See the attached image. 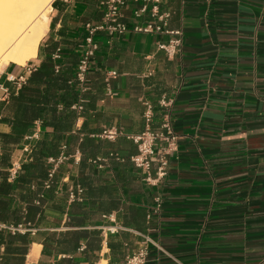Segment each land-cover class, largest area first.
I'll return each mask as SVG.
<instances>
[{"label": "crops", "instance_id": "obj_1", "mask_svg": "<svg viewBox=\"0 0 264 264\" xmlns=\"http://www.w3.org/2000/svg\"><path fill=\"white\" fill-rule=\"evenodd\" d=\"M104 1H53L22 89L10 76L26 66L0 61V264H120L145 235L157 244L146 264H264V0H162L164 30L182 34L174 56L159 45L175 36L135 31L162 23L126 0L128 30L94 34L82 90L76 67ZM147 103L150 127L168 114L179 137L156 185L130 160ZM63 147L79 161L50 179ZM112 220L125 229L104 236Z\"/></svg>", "mask_w": 264, "mask_h": 264}, {"label": "built area", "instance_id": "obj_2", "mask_svg": "<svg viewBox=\"0 0 264 264\" xmlns=\"http://www.w3.org/2000/svg\"><path fill=\"white\" fill-rule=\"evenodd\" d=\"M138 1V0H136ZM141 6L134 12L136 16L140 17L146 12H150V16L153 20H156L162 24L148 23L145 26L135 27L137 32L145 33H168L172 38L168 43H161L159 48L165 51L169 56H174L178 54L182 46V34L179 31L169 32L164 30V25L166 24L170 13L167 11L162 12L160 10V5L162 0H141ZM126 0H105L104 5L106 7V12L103 18L102 24L91 27L89 29V35L86 38L87 48L85 50L84 56L79 61L76 67V79L83 90L87 83V75L90 67V60L94 56L98 46L95 43L93 36L97 31H106L110 37H115L123 35L128 27L120 21L121 9L125 5ZM151 5V10H148V6ZM34 70L33 66H26L25 72L18 76H10V82H12L16 88H20L22 85L26 84L28 75ZM112 75H115L113 72ZM161 105L167 107L168 102L162 100ZM76 109L81 110L83 107L81 104L75 106ZM145 119L147 122V128L141 134L130 135L128 139L132 140L138 146V153L131 157L130 160L134 165L144 170L147 173L145 181L151 185H156L166 178L169 168V156L177 150L178 146V135L175 133L170 116L166 114L164 120L158 129H152L150 124L153 119V107L147 103V109L145 112ZM118 132L114 130H105L99 137L106 139H114ZM65 147H63L62 152L58 156H50L47 158V164L49 166V178L52 179L57 173L61 165L67 162L71 157H75L76 161H79L78 153L74 156L68 155L65 152ZM30 152V149H27ZM95 161L94 163H96ZM20 165L15 163L12 170L16 172ZM155 168V176L151 175L152 169ZM47 187L50 186V181L47 182ZM84 190L78 188L76 191L70 192V200H82ZM156 210L159 211L160 200L157 199ZM111 218V217H109ZM114 221V220H112ZM125 228L120 224L115 223L111 226L104 227L102 233L104 236L111 234H117ZM150 245H157L149 236H144L143 241L138 246V248L128 256L120 264H146L149 255Z\"/></svg>", "mask_w": 264, "mask_h": 264}, {"label": "bare ground", "instance_id": "obj_3", "mask_svg": "<svg viewBox=\"0 0 264 264\" xmlns=\"http://www.w3.org/2000/svg\"><path fill=\"white\" fill-rule=\"evenodd\" d=\"M54 0H0V61L25 65L38 54Z\"/></svg>", "mask_w": 264, "mask_h": 264}, {"label": "rangeland", "instance_id": "obj_4", "mask_svg": "<svg viewBox=\"0 0 264 264\" xmlns=\"http://www.w3.org/2000/svg\"><path fill=\"white\" fill-rule=\"evenodd\" d=\"M27 64H28V63H27ZM27 64H26V65H27ZM11 65H13V64H11ZM26 65H23V66H26ZM16 66H20V65H16ZM6 67H7V66H4V65H3L2 67L0 66V74L5 70Z\"/></svg>", "mask_w": 264, "mask_h": 264}, {"label": "trees", "instance_id": "obj_5", "mask_svg": "<svg viewBox=\"0 0 264 264\" xmlns=\"http://www.w3.org/2000/svg\"><path fill=\"white\" fill-rule=\"evenodd\" d=\"M34 70H35V69H34ZM34 70H33L32 73L30 74V76L28 77L27 82H28V80L30 79L31 75L34 73ZM27 82H26V84H27ZM26 84L22 85L19 89H22Z\"/></svg>", "mask_w": 264, "mask_h": 264}]
</instances>
